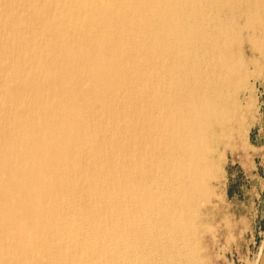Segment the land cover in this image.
I'll use <instances>...</instances> for the list:
<instances>
[{
	"label": "bare ground",
	"instance_id": "bare-ground-1",
	"mask_svg": "<svg viewBox=\"0 0 264 264\" xmlns=\"http://www.w3.org/2000/svg\"><path fill=\"white\" fill-rule=\"evenodd\" d=\"M239 10L264 0H0V264H195Z\"/></svg>",
	"mask_w": 264,
	"mask_h": 264
},
{
	"label": "rangeland",
	"instance_id": "rangeland-1",
	"mask_svg": "<svg viewBox=\"0 0 264 264\" xmlns=\"http://www.w3.org/2000/svg\"><path fill=\"white\" fill-rule=\"evenodd\" d=\"M243 10L239 15L236 11L220 15L223 28H230L236 36L238 31L242 33L223 70L235 85V95L228 97L225 123L216 126V138L211 143L219 175L211 184V200L200 206L195 264H258L264 247V19L247 27ZM30 27L24 23L17 26L26 40L40 30V25ZM11 39L9 31L0 38L6 63L15 56Z\"/></svg>",
	"mask_w": 264,
	"mask_h": 264
},
{
	"label": "water",
	"instance_id": "water-1",
	"mask_svg": "<svg viewBox=\"0 0 264 264\" xmlns=\"http://www.w3.org/2000/svg\"><path fill=\"white\" fill-rule=\"evenodd\" d=\"M258 264H264V247H263L262 252L260 254Z\"/></svg>",
	"mask_w": 264,
	"mask_h": 264
}]
</instances>
